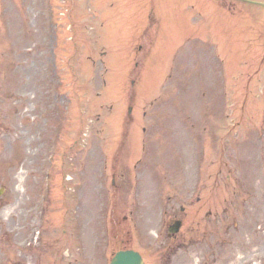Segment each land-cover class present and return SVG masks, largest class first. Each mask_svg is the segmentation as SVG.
<instances>
[{
    "label": "rangeland",
    "instance_id": "374dc122",
    "mask_svg": "<svg viewBox=\"0 0 264 264\" xmlns=\"http://www.w3.org/2000/svg\"><path fill=\"white\" fill-rule=\"evenodd\" d=\"M185 1L154 0L161 25L145 39L156 38L146 57L139 55L146 45L137 52L136 41L145 37L149 0H53L52 5L47 0H0V264H78L76 257L104 264L97 249L102 234L115 243L118 231L117 226L111 230L112 223L123 228V237L142 253L145 264H264V66L250 54L248 5L205 0L202 9L208 13L222 5V22L207 23L208 39L191 36L157 92L169 47L175 48L195 18ZM93 4L98 15L90 18ZM77 5L81 10L74 15ZM230 10L237 25L229 22ZM54 35L60 38L56 60L62 63L67 51L78 50L70 63L76 65V76L72 69L64 70V63L57 66L64 86L77 83L75 91L69 88L77 95L66 94L72 112L87 107L77 128L60 98H47L45 74L51 71L43 65H51L48 49ZM213 40L226 54L223 79L211 54ZM131 43L134 57L148 63L122 84L119 71H125L124 79L134 73ZM107 55L113 66L104 71L107 63L100 59ZM258 66L259 76L253 73ZM104 77L113 89L102 86ZM224 79L240 87L229 93L237 101L233 116L227 115L233 101L222 96ZM134 81L145 104L135 103ZM121 85L125 93L113 91ZM129 101L139 115L124 117L128 122L122 126L118 121ZM56 117L65 127L57 167L49 164L51 191L41 208L45 191L40 186L46 183L48 165L43 158ZM142 126L147 127L146 141ZM105 214L110 216L107 235ZM176 215L182 227L168 239L163 225ZM77 227L83 255L71 249Z\"/></svg>",
    "mask_w": 264,
    "mask_h": 264
},
{
    "label": "water",
    "instance_id": "95a60500",
    "mask_svg": "<svg viewBox=\"0 0 264 264\" xmlns=\"http://www.w3.org/2000/svg\"><path fill=\"white\" fill-rule=\"evenodd\" d=\"M111 264H142V260L137 253L131 252L117 256L113 259Z\"/></svg>",
    "mask_w": 264,
    "mask_h": 264
}]
</instances>
